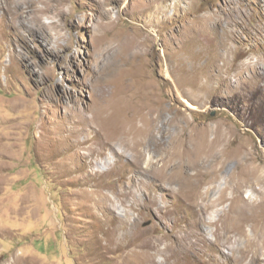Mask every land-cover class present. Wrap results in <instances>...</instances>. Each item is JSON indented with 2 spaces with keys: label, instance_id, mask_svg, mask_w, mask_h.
<instances>
[{
  "label": "rangeland",
  "instance_id": "374dc122",
  "mask_svg": "<svg viewBox=\"0 0 264 264\" xmlns=\"http://www.w3.org/2000/svg\"><path fill=\"white\" fill-rule=\"evenodd\" d=\"M232 1L248 28L234 17L226 63L220 31L197 26L202 14L227 26L228 0H127L123 10L122 0H0V264H264L251 252L264 242V62L252 79L235 77L264 53V5ZM129 41L138 57L118 58ZM113 62L127 86L138 80L129 98L139 112L125 123L133 124L125 142L138 150L119 138L87 166L111 212L101 229L86 197L92 179L61 171L58 140L72 109L90 114ZM179 139L198 156L178 157ZM208 189L201 211L195 201Z\"/></svg>",
  "mask_w": 264,
  "mask_h": 264
},
{
  "label": "bare ground",
  "instance_id": "6f19581e",
  "mask_svg": "<svg viewBox=\"0 0 264 264\" xmlns=\"http://www.w3.org/2000/svg\"><path fill=\"white\" fill-rule=\"evenodd\" d=\"M153 2H155V6L156 5H160V3L164 0H151ZM229 1V7H226L228 9V15H227V26H223L221 24V20H214V16H207L206 14H202L200 16H198V21H199V25L197 26V32L199 29L200 34H202V31L208 33H213L214 29L216 31H220V42H219V46L217 47L218 51L219 48L222 47L223 51L225 53V55H222V58H224V62H226V60H228L229 58V51H233V47L228 46L230 45V39H231V32L232 30L229 28L231 27V25L233 24L234 17H236L237 19L239 17H242L241 20H237L235 22H238L240 28L242 29H246L248 28V24L246 22V15H245V11L244 9L239 5L236 4L234 1L232 0H228ZM252 2H256V0H251ZM193 3V1H191ZM238 3H240L239 0H237ZM244 2V1H242ZM258 2V1H257ZM125 3V5H127V0H122L121 2V10L122 9V4ZM165 3V2H164ZM263 3V4H262ZM264 5V0L260 1V5ZM46 5V4H45ZM191 4H189V6L186 8L187 10V14H188V10L190 9ZM243 5V4H242ZM251 5V4H250ZM172 6V3H171ZM178 6V5H177ZM159 7V6H158ZM44 8V7H43ZM114 8V7H113ZM167 8V7H166ZM222 8V7H221ZM40 9V8H39ZM181 9V8H180ZM255 9V8H254ZM42 10V9H41ZM40 10V11H41ZM113 9L110 8L109 9V13H111ZM156 10V9H155ZM215 10V9H214ZM217 10V9H216ZM215 10V11H216ZM225 11H227L224 8ZM161 11V10H160ZM159 11V12H160ZM177 8H174V13H177ZM181 11V10H179ZM209 11V10H208ZM219 11V10H218ZM157 15H158V11L156 10ZM192 12V11H191ZM164 13V12H162ZM175 13V14H176ZM212 13V12H211ZM259 13L264 14V10L260 11ZM162 15V14H161ZM260 15V14H259ZM33 16V15H32ZM35 16V15H34ZM38 16V15H36ZM218 16V15H217ZM223 16V15H222ZM226 16V15H225ZM232 16V17H231ZM58 17V15H57ZM117 17V16H116ZM224 17V16H223ZM222 17V18H223ZM245 17V18H244ZM42 18V17H41ZM233 18V20H232ZM253 18V17H252ZM191 19V18H190ZM195 19H197L195 17ZM225 19V18H224ZM192 21L193 20H189L187 24L185 25V33H189V31H192ZM197 21V20H195ZM261 21V20H260ZM53 22V21H52ZM51 22V23H52ZM226 22V23H227ZM232 22V23H231ZM50 23V22H49ZM50 23V24H51ZM195 23V22H194ZM231 23V24H229ZM257 24V23H256ZM259 24V23H258ZM263 24V23H262ZM260 26V25H259ZM264 26V25H263ZM262 28V27H261ZM194 31V30H193ZM205 33V34H206ZM209 33V34H210ZM215 33V32H214ZM213 33V34H214ZM198 34V33H197ZM196 34V35H197ZM204 34V35H205ZM243 34V33H242ZM211 35V34H210ZM247 35V34H246ZM199 36V35H198ZM213 36V35H212ZM215 36V35H214ZM188 37V36H187ZM235 37V36H234ZM211 38V37H210ZM216 38V37H215ZM129 39V38H128ZM189 40V39H188ZM208 40V39H207ZM211 40V39H209ZM218 40V38H217ZM213 41V40H212ZM215 41V40H214ZM133 42V41H132ZM211 42V41H210ZM208 43V42H207ZM215 42H213L214 44ZM234 43V42H233ZM133 44V43H132ZM136 45V44H135ZM200 45V44H199ZM113 46V45H112ZM121 47V53L117 55V57H123L125 58L124 60L129 59V60H134L138 57L137 53H134L133 56H131V50L134 49L133 46H131L130 41L127 43H125V45L122 43L119 45ZM129 47V50H127V48L125 49V47ZM191 46V45H190ZM215 46V45H214ZM192 47V46H191ZM196 47V46H195ZM215 47V48H216ZM230 47V48H229ZM111 48V47H110ZM194 48V47H193ZM203 48V47H202ZM212 49V48H211ZM197 50V49H196ZM214 50V49H213ZM198 51V50H197ZM210 51V49H209ZM208 51V52H209ZM221 51V52H223ZM199 53H201L200 51H198ZM206 52V53H208ZM191 53V52H190ZM189 53V54H190ZM205 53V52H204ZM211 53V52H210ZM219 53V52H218ZM136 54V55H135ZM213 54V53H212ZM194 55V54H193ZM192 55V56H193ZM203 55V54H201ZM218 55V54H217ZM188 56V55H187ZM191 56V57H192ZM211 56V55H210ZM202 57V56H201ZM209 57V56H208ZM214 57V56H213ZM216 60L210 59L214 61V64L216 66H218L219 69L216 77L221 78L222 76V67L224 65H220L219 62L221 61V59H217ZM214 57V58H215ZM220 57V56H219ZM194 58V57H193ZM212 58V57H211ZM254 58V57H251ZM196 60V59H195ZM209 60V58H208ZM233 60V59H232ZM121 61V59H120ZM198 60H196L197 63ZM210 62V61H209ZM212 62V61H211ZM233 62V61H232ZM252 62V61H251ZM250 62V63H251ZM264 62V53L260 56L257 57V59L251 63L250 68L248 69H244L245 72H247V74H242V72H238L237 74H235V77L239 76L241 78H248V79H252L251 77V73L253 71V75H255L258 71H259V65ZM199 63V62H198ZM206 63V62H205ZM208 63V62H207ZM227 63V62H226ZM210 64V63H209ZM199 65V64H198ZM205 65V64H204ZM197 66V65H196ZM200 66V65H199ZM202 66V65H201ZM206 66V65H205ZM213 66V65H212ZM226 66V65H225ZM239 66V65H238ZM203 67V66H202ZM208 67V66H207ZM211 67V65H210ZM197 68V67H196ZM206 68V67H205ZM209 68V67H208ZM215 68V67H214ZM252 68V71H250V69ZM207 69V68H206ZM104 70V69H103ZM209 70V69H208ZM211 70V69H210ZM213 70V69H212ZM107 74L106 76H100V78L98 79V84L100 85L101 89L99 91V93L97 94V97L94 98V102H92L91 104V112L88 115L87 111H74L72 109V112L70 114V116L74 119V122H72L71 126H68L65 124H60L61 128L64 127L66 125V129L69 130V133L66 134L65 136H59V144L61 145V147L64 149L65 152H67V156L65 157V162L64 163H60V169L62 172L64 173H78L79 176H82L84 178V183L86 184L88 183V180H91L92 183L91 185L93 187H95L94 189H92L91 191L88 189V193L90 191V194L86 197H88L90 201L93 199L94 204H90L91 208H93L95 210V217L94 215L92 217L96 218V215L98 216V218H100L102 220V228L103 226L106 225V223L109 221L110 219V208L108 206L107 202L103 201L102 195L100 193V188L103 186V184H99L100 181L95 180V176L98 175L97 172H93L91 170H86L87 166L91 165L93 162V156H95L96 154H100L101 151L106 148L108 145H111L112 142L114 140H117L119 138H122L124 141V145L125 148H127L128 146L134 150H138L137 146H138V142H135L134 144H128L125 142V138L130 134L131 129L133 124L131 122H129V124L127 125V127L125 126V123L128 122L130 119L134 118L137 116L139 110L137 108V101L135 99V101H131L129 98L130 94L135 95L136 97L138 96V92L140 91L138 89V80L135 79L133 80V82H130L131 84L128 85V76H126V74L124 73V69L122 68V66L120 65V62H113L111 64L108 65L107 70H106ZM244 73V72H243ZM137 74V73H136ZM258 74V73H257ZM264 76V70L263 73H261V77ZM131 77V76H130ZM129 77V78H130ZM223 78V77H222ZM239 81V80H238ZM254 83V82H253ZM106 84L109 85V89L106 87ZM135 85V86H134ZM113 86V88H112ZM242 86V85H241ZM115 107H117L119 109L118 114H115L117 111L116 109H114ZM63 123V122H62ZM76 123V124H75ZM79 124V125H77ZM101 132H100V131ZM93 132H96V134H94L93 136H91V134ZM99 134H102V138L98 139L96 138ZM41 141V140H39ZM215 141V139L213 140ZM44 144V143H43ZM41 144V145H43ZM47 146V145H46ZM176 150L175 153L178 157H188V159L190 158H196L198 155H194L193 151H190V145L188 143L187 140H178L175 144ZM47 148V147H46ZM126 150V149H125ZM124 150V151H125ZM58 152V150L56 151ZM61 152V150H60ZM59 154V153H58ZM57 154V155H58ZM62 154V153H61ZM42 155V154H41ZM56 155V156H57ZM219 155L223 157V153H221L219 151ZM44 156V155H43ZM53 156V155H52ZM190 157V158H189ZM55 158V157H54ZM46 160V159H45ZM140 160V156H137V161ZM42 161V160H41ZM63 162V161H62ZM223 164H224V159H221L219 161H217V163L214 165V167H218L220 166L222 169L223 168ZM58 166V167H59ZM57 168V167H56ZM59 172V171H58ZM65 174V175H66ZM260 174V173H259ZM214 174L210 171H208L206 173V177H208V182L211 181L212 176ZM263 175V174H262ZM264 177V176H262ZM82 178V179H83ZM258 178V176H257ZM264 179V178H263ZM81 180V179H80ZM81 182V181H79ZM207 182V183H208ZM87 185V184H86ZM242 185V183H241ZM133 191H127L125 193V196L128 197V195L132 194ZM224 193V191H223ZM210 197V189H208L206 192L200 193V197L195 201V206L201 210L204 211L205 209V200H207ZM136 200V199H135ZM87 204V203H86ZM85 207V206H84ZM89 207V206H88ZM202 207V208H201ZM69 209V208H68ZM83 209V208H82ZM92 209V210H93ZM93 210V212H94ZM100 212H103V215L101 217V215L99 214ZM92 213V212H91ZM92 215V214H91ZM97 218V219H98ZM124 221V220H123ZM130 226V222L126 221L124 222L123 227H129ZM101 227V226H100ZM107 227V226H106ZM100 229V230H101ZM235 229V226H227L225 228V230L227 231V233H230L231 231H233ZM115 231L113 229L112 234H114ZM104 234V233H103ZM96 236V235H95ZM107 236V235H106ZM192 236V232L189 231L187 232L182 238H183V243L185 240H188L187 238H191ZM112 237V236H111ZM94 238V237H93ZM181 240V239H180ZM108 241V240H107ZM194 242V241H193ZM183 243L181 244L180 248H178V250H176L173 254H178L180 253L181 247H183ZM195 243V242H194ZM198 243V242H197ZM254 245H256V248H253L251 250V252H253V258H261L262 255H264V242L262 245H258L257 241H253ZM186 244V243H184ZM103 245V244H102ZM90 246V245H89ZM190 246H191V242H190ZM193 246V245H192ZM194 246H196L194 244ZM259 246V247H258ZM116 247V245H115ZM185 247V246H184ZM194 248V247H193ZM97 249V248H96ZM110 249V248H109ZM196 249V248H195ZM104 250V249H103ZM183 250V249H182ZM185 250V249H184ZM187 251V250H186ZM106 252V251H105ZM237 250H234L233 252V256L235 257ZM104 253V252H103ZM132 254V253H131ZM134 254V253H133ZM172 253H169V255H171ZM232 256V257H233ZM230 257V256H229ZM148 260V259H147ZM228 260V259H227ZM230 260V258H229ZM241 260V259H240ZM239 260V261H240ZM254 260V259H253ZM142 261V260H141ZM140 261V262H141ZM233 261V260H231ZM238 261V262H239ZM244 261V260H243ZM225 262V261H224ZM237 262V260H236ZM10 264H19L18 260H13L11 261ZM134 264V263H133ZM140 264V263H139ZM230 264V262H229Z\"/></svg>",
  "mask_w": 264,
  "mask_h": 264
}]
</instances>
